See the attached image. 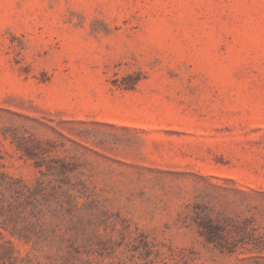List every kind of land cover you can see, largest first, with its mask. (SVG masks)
Masks as SVG:
<instances>
[{
	"label": "rangeland",
	"instance_id": "374dc122",
	"mask_svg": "<svg viewBox=\"0 0 264 264\" xmlns=\"http://www.w3.org/2000/svg\"><path fill=\"white\" fill-rule=\"evenodd\" d=\"M0 264H264V0H0Z\"/></svg>",
	"mask_w": 264,
	"mask_h": 264
}]
</instances>
